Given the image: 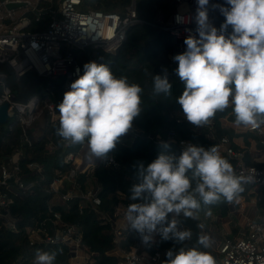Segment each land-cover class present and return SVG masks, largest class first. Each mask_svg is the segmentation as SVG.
Here are the masks:
<instances>
[{
    "label": "clouds",
    "instance_id": "clouds-1",
    "mask_svg": "<svg viewBox=\"0 0 264 264\" xmlns=\"http://www.w3.org/2000/svg\"><path fill=\"white\" fill-rule=\"evenodd\" d=\"M196 2L197 35L190 32L185 51L173 57L175 75L183 84L176 102L185 119L198 128L230 108L235 127L258 129L264 125V0L212 5L224 17L219 29L209 22V0ZM177 21L184 18L178 16ZM162 71L153 75L154 96L171 94L167 70ZM142 91L126 77L117 78L105 64L85 63L83 75L70 84L57 105L55 134L70 146L86 145L89 161L104 160L140 116ZM168 149L163 144L147 166H136L135 183L129 189V198L137 202L128 205L124 220L127 230L134 231L144 245L156 236L182 245L193 233L180 227L181 217L197 219L202 206L233 202L244 191L246 181L217 147L188 143L179 154ZM206 214L211 215L210 208ZM212 244L211 237L201 233L197 246L166 251L164 264H216L210 252L201 250ZM57 255V251L37 250L33 264H55Z\"/></svg>",
    "mask_w": 264,
    "mask_h": 264
},
{
    "label": "trees",
    "instance_id": "trees-1",
    "mask_svg": "<svg viewBox=\"0 0 264 264\" xmlns=\"http://www.w3.org/2000/svg\"><path fill=\"white\" fill-rule=\"evenodd\" d=\"M130 1L84 0L82 8L113 11L123 15L125 6ZM220 5L227 7L225 0H220ZM135 9L141 22L129 26L126 40L115 54L98 50L97 56L91 60H87L84 54L78 56L82 72L85 63H102L117 78L126 77L129 83L138 84L143 89V110L140 116L134 119L132 129L108 154L115 165L105 164L101 159L89 161L86 158V145L70 146L55 134L59 127L57 105L62 102L65 93L60 86L61 77L40 76L33 70L18 77L8 64L0 63V72L5 74L2 80L15 99L26 102L32 95L38 94L41 109L37 119L28 125L14 122L8 128L6 123H0V165L9 163L14 153H18L22 179L30 183L33 190L24 198L8 194L9 210L11 214L18 215V221L16 229H11L6 223L8 218L0 215V264H33L37 250L57 251L55 264H73L69 260L67 243H30L28 239L30 226L43 218L51 217L53 212H57L61 220L78 225L84 250L95 252L94 260L88 264H117L120 259L119 248L128 249L142 242L134 231L127 230L126 237L118 246L114 245L112 225L100 217V213L109 217L117 205L128 207L129 204L137 202L129 198V189L135 183L136 166L139 163L147 166L160 154L165 143L169 145L170 152L179 154L182 150L178 146L179 139L192 140L196 146L204 148L217 147L216 140L207 135L209 126H213L217 135L223 131L230 132L228 128L221 127L223 117L234 120L230 108L222 113L218 112L209 124L198 128L185 119L180 105L176 102L177 97L182 94L183 84L175 75L177 62L173 57L184 51L178 49L177 41L162 28L169 22L171 13L177 9L174 0H135ZM208 16L213 26L219 29L224 21L219 10L211 9ZM163 69L167 70L172 85L171 94L154 96L153 75H162ZM43 100L53 103V111L42 107ZM35 131L39 133L36 134ZM70 151L78 153L82 166L87 168L84 171L76 169L70 178L64 180V187L53 193L48 190L52 178L57 173L68 175L73 167L72 162H64V155ZM30 162L34 163L32 168L27 167ZM243 188L244 191L239 195L244 194L248 186L243 184ZM88 189H92L99 197L98 205L94 206L90 199L80 195ZM67 191L75 195L61 199L60 194ZM262 195L264 197V189ZM226 203L222 200L215 205L202 206L197 219L181 217L180 227L191 230V240L176 245L172 240L163 241L156 236L150 245L142 244V250L149 255L157 252L159 263L164 264L165 253L169 249L197 246L199 225H205L204 216L209 208L211 213L222 214L226 211Z\"/></svg>",
    "mask_w": 264,
    "mask_h": 264
},
{
    "label": "built area",
    "instance_id": "built-area-1",
    "mask_svg": "<svg viewBox=\"0 0 264 264\" xmlns=\"http://www.w3.org/2000/svg\"><path fill=\"white\" fill-rule=\"evenodd\" d=\"M84 0H0V63L8 64L16 76H21L33 70L40 76L51 78L61 77L60 86L66 92L70 84L83 75L79 55H85L87 60L97 56L98 50L115 54L120 45L126 40L129 26L141 22L137 17L135 0L125 6L124 14L113 11H103L93 8H82ZM18 3L7 8V3ZM177 9L171 13L169 22L162 28L177 41L180 51H185L184 40L189 33H195L194 21L197 8L196 0H174ZM209 0L208 12L213 9ZM183 17L184 22H178L177 17ZM35 45V47H34ZM79 69V72L76 70ZM5 74L0 72V104L7 103V126L11 128L14 122L23 125L30 124L41 112L40 97L32 95L26 102L17 101L9 87L2 80ZM36 101L33 106L32 102ZM42 107L53 111V103L43 100ZM179 121V119H177ZM210 123V121H209ZM208 123V124H209ZM260 134V150L264 153V128H245ZM208 137L216 140L217 148L234 158L233 169L237 176L242 177L245 185L264 189V165L257 166L245 163L241 154L234 151L227 135L217 136L213 126H209ZM195 145L194 141L179 139L178 146L182 149L185 144ZM19 154L14 153L7 164L0 165V215L8 218L7 226L16 229L18 215L11 214L8 202L9 193L24 198L32 193L31 184L24 182L18 164ZM64 162H72L68 175L57 173L49 183L48 190L59 192L64 187V180L70 178L82 166L78 153L67 152ZM105 164L115 162L111 157L104 159ZM34 163H27L32 168ZM75 193L69 191L60 194L61 199H68ZM90 199L92 204L100 203L99 197L92 189L80 194ZM121 204L117 205L120 206ZM115 208L114 213L118 211ZM126 207V206H125ZM264 211V206H263ZM113 213V214H114ZM100 217L110 222L100 213ZM50 222V226H48ZM111 223V222H110ZM247 232L244 236L230 239L225 238L219 247V259L216 264H264V226L259 222L248 220ZM127 235V229L112 226V242L118 246ZM30 243H56L68 245L69 260L73 264H88L94 260L95 252H87L81 244V232L78 225L60 219L57 212L51 217L43 218L30 226L28 230ZM156 237L154 238L155 241ZM153 241V242H154ZM139 242L128 249H120V259L117 264H160L159 254L149 255Z\"/></svg>",
    "mask_w": 264,
    "mask_h": 264
},
{
    "label": "crops",
    "instance_id": "crops-1",
    "mask_svg": "<svg viewBox=\"0 0 264 264\" xmlns=\"http://www.w3.org/2000/svg\"><path fill=\"white\" fill-rule=\"evenodd\" d=\"M261 126L264 128V125ZM221 127L228 128L230 132L223 131L218 135L229 137L230 145L234 151L241 154V158L245 163L257 166L264 165V153L261 152L259 144L260 134L244 127H235L233 121L226 117L221 120ZM222 150V148L219 150L220 155L233 165L234 158L228 156ZM247 186L248 188L244 194L239 195L233 202L226 203L227 208L224 213L213 212L211 215L204 216L206 223L203 225V229L200 228V234L206 233L211 237L213 244L208 251L216 260L219 259L218 250L225 238L236 239L245 235L248 220L260 222L264 226L263 189ZM126 208L124 205H120L117 213L115 212L110 216L112 226L127 229L124 220ZM151 264L156 263L151 262Z\"/></svg>",
    "mask_w": 264,
    "mask_h": 264
},
{
    "label": "water",
    "instance_id": "water-1",
    "mask_svg": "<svg viewBox=\"0 0 264 264\" xmlns=\"http://www.w3.org/2000/svg\"><path fill=\"white\" fill-rule=\"evenodd\" d=\"M17 5H20V4L10 2V3L6 4V7L12 8V7H15ZM35 104H36V101H33L32 105L34 106ZM7 119H8L7 103L3 102L0 104V123H6Z\"/></svg>",
    "mask_w": 264,
    "mask_h": 264
},
{
    "label": "rangeland",
    "instance_id": "rangeland-1",
    "mask_svg": "<svg viewBox=\"0 0 264 264\" xmlns=\"http://www.w3.org/2000/svg\"><path fill=\"white\" fill-rule=\"evenodd\" d=\"M211 2H213V5L215 4V5H220V0H211ZM215 9H218V8H215ZM39 118V117H38ZM35 119H37V118H35ZM40 119V118H39ZM5 124V123H4ZM7 124V123H6ZM35 133L37 134V133H39V132H37V131H35ZM119 207V206H118ZM117 207V208H118Z\"/></svg>",
    "mask_w": 264,
    "mask_h": 264
}]
</instances>
